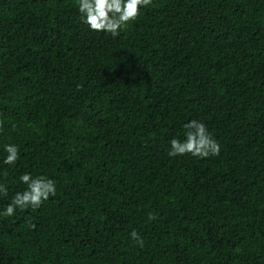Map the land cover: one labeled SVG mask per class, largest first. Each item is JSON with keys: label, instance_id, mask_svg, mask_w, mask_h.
I'll return each instance as SVG.
<instances>
[{"label": "trees", "instance_id": "obj_1", "mask_svg": "<svg viewBox=\"0 0 264 264\" xmlns=\"http://www.w3.org/2000/svg\"><path fill=\"white\" fill-rule=\"evenodd\" d=\"M0 119V212L24 173L57 189L0 216V264H264V0H153L116 38L0 0ZM191 120L219 155H168Z\"/></svg>", "mask_w": 264, "mask_h": 264}, {"label": "clouds", "instance_id": "obj_2", "mask_svg": "<svg viewBox=\"0 0 264 264\" xmlns=\"http://www.w3.org/2000/svg\"><path fill=\"white\" fill-rule=\"evenodd\" d=\"M153 0H76V7L81 14L82 21L93 32H104L116 38L121 31L134 21L138 20L141 10L150 7ZM5 121L0 119V130H3ZM188 131L183 141L172 139L171 149L168 152L170 157L191 154L197 158H208L219 155L220 146L209 132L207 126L197 120H191L184 125ZM3 151L7 154L3 159V164L13 166L21 159V150L18 145L6 143ZM7 177V170L3 173ZM19 181L26 185L25 190L16 192L11 198L0 216L12 217L16 210L26 211L28 208L39 209L41 205L50 197L56 195V181L43 175L33 177L30 173L20 175ZM0 195L7 197L8 188L5 184H0ZM149 220H155L154 214L149 215ZM133 240L143 245L144 241L139 233L133 230L130 233Z\"/></svg>", "mask_w": 264, "mask_h": 264}]
</instances>
